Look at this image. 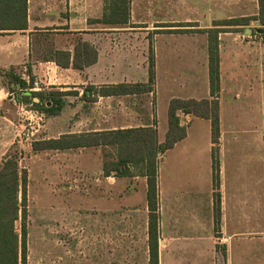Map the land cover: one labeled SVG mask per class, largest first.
<instances>
[{
    "label": "crops",
    "instance_id": "crops-1",
    "mask_svg": "<svg viewBox=\"0 0 264 264\" xmlns=\"http://www.w3.org/2000/svg\"><path fill=\"white\" fill-rule=\"evenodd\" d=\"M129 1L127 23H105L104 0H27L26 28L0 30V101L15 74L30 89L66 92L60 111L48 115L54 128L47 138L153 127L162 143L171 99L210 97L208 35L156 30L169 23L208 29L217 20L264 15V0ZM220 27L217 141L209 119L179 112L186 134L158 156V264H264V34L252 35L248 24ZM78 41L97 52L82 70L72 66ZM150 48L152 90L101 92L146 83ZM57 50L69 53V65L55 61ZM67 113L79 118L70 123ZM115 149H47L38 189L46 210L32 217L27 167V264H149L146 177L135 168L129 176L105 168Z\"/></svg>",
    "mask_w": 264,
    "mask_h": 264
},
{
    "label": "trees",
    "instance_id": "trees-1",
    "mask_svg": "<svg viewBox=\"0 0 264 264\" xmlns=\"http://www.w3.org/2000/svg\"><path fill=\"white\" fill-rule=\"evenodd\" d=\"M104 12L101 20L105 23H127L129 20V0H104ZM27 0H0V30H15L26 28ZM250 18H232L217 20L213 27L208 29H188L195 26L188 23H169L166 32H206L208 35V75L210 97L200 100L171 99L168 105V129L162 143L157 140V132L153 127L127 128L107 132L64 134L58 138L34 140L31 143L33 151L47 149H65L112 144L115 146V161L105 162L115 171L117 176H129L130 169L146 177V197L149 208V264H158V216H157V166L158 156L186 134L184 125H180L178 113L190 114L196 117L207 118L211 124V139L215 143L219 135L218 100L219 91V52L218 33L220 26L248 24ZM261 25H264V15L259 16ZM264 34V29L261 30ZM65 58L61 61L60 58ZM97 52L88 42L78 41L74 48L72 66L82 70L95 62ZM57 63L69 65V53L57 50L54 53ZM9 88L16 102L31 104L35 109L46 115L57 114L63 106L64 91L41 92L31 90L19 76L9 74ZM33 78H30L32 81ZM155 80L154 56L149 49L148 79L143 84H118L101 92L133 93L152 90ZM87 86L86 91L94 90ZM83 97L92 99L86 96ZM34 97L38 101H34ZM48 102L50 103L49 105ZM9 153L5 154L0 162V264H27V168L21 166L22 152L17 151L15 144ZM213 169L216 170L217 158L213 149ZM18 222V226L16 224Z\"/></svg>",
    "mask_w": 264,
    "mask_h": 264
},
{
    "label": "rangeland",
    "instance_id": "rangeland-1",
    "mask_svg": "<svg viewBox=\"0 0 264 264\" xmlns=\"http://www.w3.org/2000/svg\"><path fill=\"white\" fill-rule=\"evenodd\" d=\"M249 28L254 32L255 30H263L264 25L260 24L259 16L251 17L248 23ZM260 33V32H259ZM257 34V33H256ZM258 35V34H257ZM256 35V36H257ZM258 39H260L257 36ZM10 81V78H8ZM5 81H7L5 79ZM9 92L5 99L0 101V154L5 151L8 147L9 150L6 152L9 153L11 147L13 145H9L11 142H17L15 145L17 147V151L22 152V157L20 159L21 166L28 167L30 171V193H31V203H30V210H31V217L33 216V211L36 213H42L46 210V205L44 204L43 199L39 198V179H40V172L39 167L43 165H47L48 159V152L47 150H39L33 151L30 148V142L32 139L40 140L42 138L46 139L48 137V133L53 131V116H48L41 111H37L31 104H23L24 109L32 110L35 113V117H30L31 112H25L22 109H19V106L16 104L14 99V95L10 89H7ZM34 90V89H31ZM38 90V89H37ZM11 97V99H10ZM36 102V101H35ZM69 114H65L68 116ZM61 118L65 119L64 114L60 115ZM79 118V114H71L69 115V122L74 123ZM34 127V128H33ZM35 128L38 130L35 131ZM36 152L39 153L36 157L33 156L31 159L30 155H34ZM136 169V168H135ZM78 176L73 174V177ZM73 183L79 185V178H73ZM76 179V181H75ZM30 231V243L32 250L38 249V241H34L32 237L34 236V228H33V220H31V228Z\"/></svg>",
    "mask_w": 264,
    "mask_h": 264
},
{
    "label": "built area",
    "instance_id": "built-area-1",
    "mask_svg": "<svg viewBox=\"0 0 264 264\" xmlns=\"http://www.w3.org/2000/svg\"><path fill=\"white\" fill-rule=\"evenodd\" d=\"M32 86H33V87H36V86H37V82H36V81H33V82H32Z\"/></svg>",
    "mask_w": 264,
    "mask_h": 264
},
{
    "label": "water",
    "instance_id": "water-1",
    "mask_svg": "<svg viewBox=\"0 0 264 264\" xmlns=\"http://www.w3.org/2000/svg\"><path fill=\"white\" fill-rule=\"evenodd\" d=\"M34 101H38V98L37 97H34ZM50 103L48 102V104L47 105H49Z\"/></svg>",
    "mask_w": 264,
    "mask_h": 264
}]
</instances>
